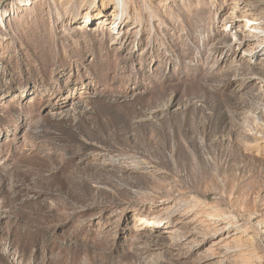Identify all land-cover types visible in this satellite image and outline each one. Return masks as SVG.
<instances>
[{"label":"rangeland","instance_id":"1","mask_svg":"<svg viewBox=\"0 0 264 264\" xmlns=\"http://www.w3.org/2000/svg\"><path fill=\"white\" fill-rule=\"evenodd\" d=\"M0 264H264V0H0Z\"/></svg>","mask_w":264,"mask_h":264},{"label":"bare ground","instance_id":"2","mask_svg":"<svg viewBox=\"0 0 264 264\" xmlns=\"http://www.w3.org/2000/svg\"><path fill=\"white\" fill-rule=\"evenodd\" d=\"M122 1V0H121ZM127 24V22H125Z\"/></svg>","mask_w":264,"mask_h":264}]
</instances>
